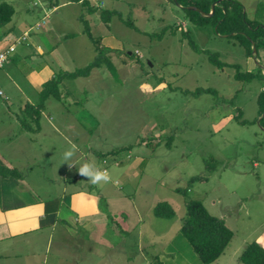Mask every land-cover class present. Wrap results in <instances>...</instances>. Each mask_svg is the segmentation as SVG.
Listing matches in <instances>:
<instances>
[{
  "label": "rangeland",
  "instance_id": "1",
  "mask_svg": "<svg viewBox=\"0 0 264 264\" xmlns=\"http://www.w3.org/2000/svg\"><path fill=\"white\" fill-rule=\"evenodd\" d=\"M6 1L15 17L34 19L36 0ZM125 1L116 2L120 18L113 16L106 27L86 24L98 44L110 48L105 53L110 69L102 62L95 73L72 79L77 108L51 100L52 115L65 121L55 126L57 131L42 125L34 145L21 138L20 164L27 166L18 168L37 194L56 193L62 185L83 183L74 175L91 145L98 166L112 174L110 183L93 185L95 192L109 196L121 210L111 214L113 220L108 219L101 232L95 226V254L87 253L90 241L82 230L71 231L79 234L82 248L69 242L64 250L51 241L45 254L62 249L65 258H75L78 264H242L237 255L243 245L264 234V129L256 119V94L263 80L234 79V68L214 67L207 54L215 52L239 70L257 64L264 71V52L258 49L257 57H244L231 37L215 33L210 21L193 24L183 19L184 10L170 0ZM239 1L248 17L255 16L254 7L262 1L264 19V0ZM77 38L85 47L93 44L85 35ZM75 39L71 43L76 45ZM199 87L213 92L194 94ZM69 142L81 151L73 158L77 167L71 169L63 161ZM116 147L117 152H109ZM135 158L137 164H132ZM130 163L133 171L127 173ZM201 174L202 179L189 180ZM184 198L198 199L231 230L223 252L209 263L200 261L178 231ZM158 200L171 204L172 217L153 215ZM98 208L102 210L99 203ZM128 225L132 229L126 232Z\"/></svg>",
  "mask_w": 264,
  "mask_h": 264
},
{
  "label": "crops",
  "instance_id": "2",
  "mask_svg": "<svg viewBox=\"0 0 264 264\" xmlns=\"http://www.w3.org/2000/svg\"><path fill=\"white\" fill-rule=\"evenodd\" d=\"M123 1L36 0L32 2L33 9L37 11L32 21L21 19L20 16L15 17L13 8L10 19L0 25V50L5 49L28 26L36 22L39 26L41 25L28 31L27 37L15 44L14 49L7 53L6 60L0 65V264H78L75 258H65L61 250H66L65 245L69 242L80 244L82 248L79 234L76 232L71 235V231L79 230L84 231L87 240L90 241L87 242L89 244L86 247L87 253L95 254V247L91 246L95 243V226L101 232L109 219L105 211L98 208L100 192H95V187L82 177L83 183L79 185H71L68 188L62 185L59 192L40 195L22 173L24 171L18 169L27 166L20 164L21 138L32 141L34 145L36 134L41 131L42 125L47 130L57 131L55 126L63 124L62 121L65 120L59 121L52 115L55 112L50 111L53 105L51 100H57L58 103L68 102L77 108L79 102L75 99L76 88L72 84V79L84 78L95 73V66L91 67L85 75L60 79L59 96L57 98L47 96L43 101L38 117L39 129L21 127L20 119L24 116V104L27 102L34 104L38 100L43 81L55 72L74 70L94 57V45L88 42L89 44L85 47L81 42L82 39L77 38L78 35H85L88 40L90 39L82 31L79 15L92 28L97 25L106 27L114 15L107 21H103L97 9L103 7L119 11L116 2L124 3ZM127 2L133 3L130 0L125 1ZM139 5V9L143 10L142 3ZM69 25L71 27H68ZM74 37H76L74 40L76 45L71 43ZM83 50H86L85 53ZM75 57L76 60H74ZM97 76L100 77L99 74ZM31 124L33 125V122ZM80 152L79 150L78 154ZM82 154L84 161L92 160L94 156H97L91 145ZM136 159L132 160V164L136 162ZM124 170L127 173L133 171L131 163ZM61 178L67 179V176L61 175ZM74 178L81 177L75 174ZM100 194L105 200L107 212L115 215L121 210L119 203L111 200L104 193ZM115 218L118 219V216ZM130 229L132 226L128 225L123 230L129 232ZM114 233L118 237L121 236L117 230ZM70 238L73 240L69 241ZM51 241H55L62 249L47 255L45 249ZM257 241L264 247V234L257 236ZM106 246L109 247L111 244L107 242ZM74 250L79 251L75 248Z\"/></svg>",
  "mask_w": 264,
  "mask_h": 264
},
{
  "label": "trees",
  "instance_id": "3",
  "mask_svg": "<svg viewBox=\"0 0 264 264\" xmlns=\"http://www.w3.org/2000/svg\"><path fill=\"white\" fill-rule=\"evenodd\" d=\"M172 1V0H170ZM181 5L192 4L199 7L205 12L209 11L210 2L213 0H176ZM174 2V1H172ZM184 10L183 19L188 20L193 24H203L205 21H210L215 33L219 35L229 36L234 42L239 44L243 48L244 57H257L258 49L264 52V19L262 13V1H258L254 7V17H248L242 3L239 0H217L210 14H201L198 11L190 8L180 6ZM13 12V7L6 0H0V25L4 24L10 19ZM98 15L101 20L107 21L111 16L120 18V13L116 9L103 8L97 9ZM79 20L82 22V30L93 41L95 55L84 66L77 67L71 71L55 72L47 80L43 81L38 94V100L34 104L25 103L23 107L24 116L20 119L21 127L25 129H36L38 124V117L40 109L43 107V101L47 96L57 98L59 96L58 83L61 78H71L77 75H85L89 69L93 66L97 67L102 62L109 68L105 53L110 50L109 47L101 46L98 41L94 39L88 31L87 22L79 15ZM125 23L134 27V24L130 20H126ZM164 30V29H162ZM182 37H186L187 31L180 30ZM156 36L159 33L155 34ZM27 37V36H26ZM193 46L191 39H189ZM251 44L255 47L252 51ZM207 58L210 63L216 67L221 68L223 66H229L234 68L232 77L234 79H250L252 77H258L263 80V84L256 94L257 103V123L264 129V71L261 70V66L254 64V68L250 70H239L236 63H228L220 60L217 53L209 52ZM110 69V68H109ZM203 91H212V88H195L194 94H198ZM236 114L235 116H237ZM33 122V125L31 124ZM119 148L110 149V153L117 152ZM100 153L99 155H103ZM209 168V167H206ZM204 174L195 175L189 178L202 179ZM188 180V181H189ZM177 192L183 193V189L176 187ZM99 206L106 212L109 220H113L112 215L106 211L104 207L103 197L98 198ZM103 202V203H102ZM101 203V205H100ZM184 213L181 216L178 231L185 237V239L191 245L193 251L203 263H209L215 260L224 250L227 245L231 230L226 226L223 219L215 215L210 214L203 204L194 198L183 199ZM152 213L158 217H172L174 210L169 202L166 200H158L152 206ZM237 260L242 264H264V247L255 239L247 241L240 252L237 255Z\"/></svg>",
  "mask_w": 264,
  "mask_h": 264
},
{
  "label": "clouds",
  "instance_id": "4",
  "mask_svg": "<svg viewBox=\"0 0 264 264\" xmlns=\"http://www.w3.org/2000/svg\"><path fill=\"white\" fill-rule=\"evenodd\" d=\"M77 151H79V146L69 142V147L63 152L64 164H67L70 169L72 167H77L73 159ZM77 171L80 177H83L84 180H87L92 185L108 184L112 181V174L110 171L98 166L95 159L81 162Z\"/></svg>",
  "mask_w": 264,
  "mask_h": 264
},
{
  "label": "built area",
  "instance_id": "5",
  "mask_svg": "<svg viewBox=\"0 0 264 264\" xmlns=\"http://www.w3.org/2000/svg\"><path fill=\"white\" fill-rule=\"evenodd\" d=\"M43 18H44V15L42 16L41 23L43 22ZM34 25L37 26L38 23L36 22L33 25L28 26L26 30H24L21 34H19L18 36L14 38V40L10 44H8L5 49L0 50V65L3 63V61L6 60L7 53L14 49V46L16 43H19L26 38V32L30 30ZM103 162H104V159H103Z\"/></svg>",
  "mask_w": 264,
  "mask_h": 264
},
{
  "label": "water",
  "instance_id": "6",
  "mask_svg": "<svg viewBox=\"0 0 264 264\" xmlns=\"http://www.w3.org/2000/svg\"><path fill=\"white\" fill-rule=\"evenodd\" d=\"M172 1H174V3L176 4V5H178V6H183V7H186V8H190V9H194V10H196V11H198L199 13H201V14H210L211 13V11H212V9H213V5H214V3L217 1V0H213V1H211L210 2V8H209V11L208 12H205L204 13V11L203 10H201L199 7H197V6H195V5H192V4H186V5H180L176 0H172ZM251 49H252V51H254L255 50V47L253 46V44H251ZM264 110V109H263Z\"/></svg>",
  "mask_w": 264,
  "mask_h": 264
}]
</instances>
